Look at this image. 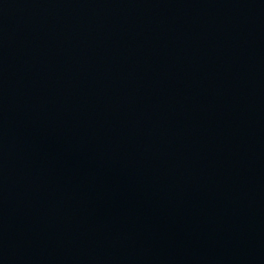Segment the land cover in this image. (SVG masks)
<instances>
[{
  "label": "water",
  "instance_id": "95a60500",
  "mask_svg": "<svg viewBox=\"0 0 264 264\" xmlns=\"http://www.w3.org/2000/svg\"><path fill=\"white\" fill-rule=\"evenodd\" d=\"M0 264H264V0H0Z\"/></svg>",
  "mask_w": 264,
  "mask_h": 264
}]
</instances>
